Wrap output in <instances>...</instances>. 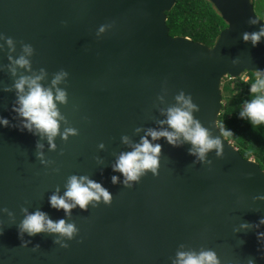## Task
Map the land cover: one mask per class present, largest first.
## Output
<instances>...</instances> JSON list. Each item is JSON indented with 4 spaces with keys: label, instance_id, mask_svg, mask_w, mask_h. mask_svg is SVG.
<instances>
[{
    "label": "water",
    "instance_id": "obj_1",
    "mask_svg": "<svg viewBox=\"0 0 264 264\" xmlns=\"http://www.w3.org/2000/svg\"><path fill=\"white\" fill-rule=\"evenodd\" d=\"M209 1L228 24L213 48L170 35L176 0H0V118L8 121L0 125V264H175L180 252L206 251L218 264H264V171L218 126L223 78L264 73V36L256 46L243 40L264 21L251 0ZM21 56L27 67L15 64ZM35 76L54 97L65 93L54 100V147L14 110L16 81ZM181 94L221 141L219 154L201 160L182 136L175 146L147 136L174 131L162 122ZM144 137L161 146L158 165L126 184L114 165ZM72 176L99 183L110 202L52 207ZM37 211L72 224V237L23 231Z\"/></svg>",
    "mask_w": 264,
    "mask_h": 264
},
{
    "label": "clouds",
    "instance_id": "obj_2",
    "mask_svg": "<svg viewBox=\"0 0 264 264\" xmlns=\"http://www.w3.org/2000/svg\"><path fill=\"white\" fill-rule=\"evenodd\" d=\"M250 22L255 24L257 23V20L252 19ZM103 30L104 29L101 28V31ZM262 36H264V27H262L257 33H244L243 40L245 42L250 40L253 46H256ZM7 42L9 45L12 44L11 39ZM25 51L30 54V47H26ZM15 64L21 67H27L28 60L21 56L15 61ZM14 72L15 70L13 69V73ZM248 73L245 72L238 78L248 82L250 79L247 75ZM64 75L66 74H58L52 82L53 86L59 83ZM253 75L254 80L250 84L249 89L252 94V98L245 102L243 110L240 112V116L242 118H248L255 128L257 125L264 124V73L255 71ZM41 79L42 76L21 77L16 81L15 88L18 92L17 102L19 107L14 110L26 119L27 123L24 126L30 131L34 126L38 131L47 134L51 145L52 138L57 134L59 127V113L56 109L54 100L64 102L65 93L62 90L57 89L54 97L51 89L43 88L40 85L39 81ZM226 79L235 80L230 76L223 78V86L221 85L222 96ZM26 86L27 91H25ZM177 101L181 104V106L168 109L167 120L162 122L167 123L174 131H157L150 129L147 132V136H151L152 140L165 137L168 143L174 146L182 136L184 141L190 142L193 145V149L190 151L193 154L198 155L201 160H203L205 154L213 148H216L219 154L221 141L219 139L211 138L207 129L203 128L198 121L193 119L192 111L195 106L191 103L190 98H185L184 95L181 94L177 97ZM221 115L222 113L220 116ZM0 125L7 126V119L0 118ZM218 126L219 128L221 127L220 130L223 132V136L230 137L232 135L230 131H225L223 129L222 122H219V120ZM67 131L71 132L72 130L69 129ZM228 142L232 144L230 141ZM232 145L235 147L234 144ZM51 146L54 147V145ZM236 149L239 151L238 148ZM160 151L161 146L159 144L153 145L146 137H144L141 139V143L135 146L133 151L120 155L117 163L114 165V170L121 172L125 176L126 184L129 181L137 180L140 174L146 169H151L155 172L158 165V155ZM251 159L254 160V158ZM112 180L113 183H116L117 177H113ZM101 197H103V200L106 203L110 202V193L99 183L89 180L87 177L78 178L76 176H72L69 179L67 191L64 196H51L50 205L58 210L63 209L67 213L76 205H79L80 208L84 209L90 201H99ZM68 200H71L72 203H68ZM260 223L264 224V218L260 220ZM242 227H248V225H242ZM21 228L23 231H27L29 235H34L42 231H48L60 233L68 238H71L75 231L72 224H66L62 219L58 222H53L45 213L40 211L27 215L22 221ZM258 238L264 239V233H258ZM177 255L178 259L175 264H218L215 253L211 251L201 252L198 255L194 253L180 252ZM249 264H252V262L250 261Z\"/></svg>",
    "mask_w": 264,
    "mask_h": 264
},
{
    "label": "trees",
    "instance_id": "obj_3",
    "mask_svg": "<svg viewBox=\"0 0 264 264\" xmlns=\"http://www.w3.org/2000/svg\"><path fill=\"white\" fill-rule=\"evenodd\" d=\"M251 1L257 16L264 21V0ZM167 16L171 36L187 37L210 48L215 46L221 32L228 27L209 0H176L175 7ZM253 73L247 74L250 78L248 82L241 78L227 79L223 87L224 105L219 122H222L225 131L232 133L230 137H224L239 149L245 159L254 158L264 171V124L254 128L248 118L240 116L245 102L252 98L249 89L254 80ZM226 91L228 96H225Z\"/></svg>",
    "mask_w": 264,
    "mask_h": 264
},
{
    "label": "rangeland",
    "instance_id": "obj_4",
    "mask_svg": "<svg viewBox=\"0 0 264 264\" xmlns=\"http://www.w3.org/2000/svg\"><path fill=\"white\" fill-rule=\"evenodd\" d=\"M260 19H262L260 16H258ZM225 82H228V80L226 79ZM223 86V85H222ZM224 94V93H223ZM225 96H228L227 91L225 92Z\"/></svg>",
    "mask_w": 264,
    "mask_h": 264
}]
</instances>
